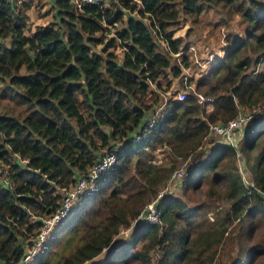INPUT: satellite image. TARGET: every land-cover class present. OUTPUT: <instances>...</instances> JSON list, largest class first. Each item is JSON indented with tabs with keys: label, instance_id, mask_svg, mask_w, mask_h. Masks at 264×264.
I'll use <instances>...</instances> for the list:
<instances>
[{
	"label": "trees",
	"instance_id": "16d2710c",
	"mask_svg": "<svg viewBox=\"0 0 264 264\" xmlns=\"http://www.w3.org/2000/svg\"><path fill=\"white\" fill-rule=\"evenodd\" d=\"M28 1L0 0V101L9 103L0 108V264L23 255L42 217L59 205V189L86 174L102 149L114 147L115 160L27 264H47L58 244L67 253L54 264H149L155 244L161 246L157 264L213 262L232 242L237 243L232 264H252L263 255L264 112L238 144L252 186L244 185L235 150L225 143L213 145L180 178L182 186L210 178L224 188L227 207L210 220L205 216L193 237L179 219L191 218L197 207L166 192L156 203L159 223H139L127 239L112 240L177 165L175 160L155 162V148L165 147L167 155L183 160L204 143L209 122H224L239 107L264 99V64L254 69L264 61V1L108 0L75 10L70 0H53L52 20L32 29ZM212 8L224 10L229 19L238 16L244 35L228 40L226 52L198 77H186L183 70L192 58L174 29L186 21L195 25L199 14ZM109 27L114 35L105 38L103 30ZM117 42L118 56L109 50ZM176 78L189 92L181 99L172 98L169 89ZM149 83L166 95L164 112L134 141L156 104ZM193 91L210 100L200 104ZM244 226L250 245L241 261L239 231ZM109 244H114L110 255L93 260Z\"/></svg>",
	"mask_w": 264,
	"mask_h": 264
},
{
	"label": "rangeland",
	"instance_id": "374dc122",
	"mask_svg": "<svg viewBox=\"0 0 264 264\" xmlns=\"http://www.w3.org/2000/svg\"><path fill=\"white\" fill-rule=\"evenodd\" d=\"M16 1L20 2L22 0H16ZM261 1L263 2L264 0H261ZM28 3H29L28 7L25 11H26V14L28 15V26L30 29H32L36 24L44 25L48 23V21L52 20L53 10L51 8V5L53 3V0H29ZM122 8H125V7H122ZM116 27H117V24L115 28ZM113 31H114L113 27H109V29L107 28L106 31L103 30L105 38L113 36L114 35ZM98 34H100V32H97L95 35H98ZM173 35L183 36L185 42L194 49L193 51L189 47L187 50V47H186L184 52L187 54V56H190L192 59L188 61L189 63L188 67L183 70V74H185L186 77L189 76L194 79L198 77L199 74L202 73V69H206L207 67H209V65L214 62L215 58H217L218 56L226 52L227 50L226 47L228 46V43H229L228 40L230 41L236 37L238 38L243 37L244 23L241 22V19L238 16H235L229 19L224 13V10L221 11L220 9L212 8V9L203 11L201 14H199L198 22L195 25H192L187 21L181 23V25L178 28L174 29ZM227 37L228 39H226ZM101 46L102 44L96 45L94 49L98 50ZM119 46L120 45L117 42L116 45H113V47L109 48V50H112L118 56L120 53ZM263 64H264V61L260 62L259 64H257V66H254V69L255 68L260 69ZM198 68H201V69H198ZM171 86L175 90L181 89L180 84H178L177 78L173 80V83ZM149 88H150V93L155 92L157 95V100L155 102L156 103L155 105L162 103L166 96L164 95L163 90L157 89L154 83H149ZM186 90L190 91V89L188 88H186ZM186 93L188 94L189 92H186ZM8 104H9L8 102H6L5 100H2L0 101V108L2 110L4 108H7L9 106ZM256 106L258 107V111H259L258 118L260 119L263 117L262 115L264 112L263 111L264 99L259 101L256 104ZM205 109H208V108L205 107ZM247 109L248 108L243 107V110H247ZM215 141H218V140L213 136L204 137V143L200 147L193 150L190 153V155H188L183 160L178 159L177 157H176L177 159L170 157L169 154L167 155L165 153L166 148L159 146L153 150L155 162L164 161V162L170 163L171 160L172 161L175 160V162H177V165L174 169H179L181 172H183V175H182V180H183L184 176L188 173V171L194 168L198 164V162H200L201 160L200 155L204 153V151L206 150L205 146L207 145V143L215 142ZM251 153L252 152H250V154ZM251 155H253V153ZM226 160L227 159H224L223 162H226ZM234 162L237 168L238 166L241 167L244 170V172L250 177V174L246 168L244 159L241 157V154L239 158H237V155L235 154ZM165 182L162 184L160 189L164 187ZM198 183H197L198 185L191 184V186L185 183L187 185L183 186L184 187L183 188L180 182L178 184V187L176 184L174 188L172 189L174 192L173 195L180 197L188 206L197 207V210L195 211L194 216L188 219L187 218L179 219V222L184 224L188 228L189 237H193L194 232L197 229L203 228V219L205 218V216L206 218H208V220H210V217L213 216V214L218 209L227 207V202H225L223 199L224 192H222V190H224V188L222 184L213 185L212 183H210V178H201ZM177 188H180V189H177ZM167 191H171V190H167ZM85 193L86 192L81 193L79 197L76 198L74 203L71 205V208L73 206L72 213L75 212L76 208L78 207L79 202L82 200V196ZM70 216L71 215H69V212H68V214L61 221L64 220L65 222L66 220L69 219ZM130 221L131 219L129 220V224L126 227L122 226L118 228L117 233H115L113 236V240L121 242L120 240L122 238H119L117 235L128 236V234L131 233V231L128 232L129 227L131 226ZM57 223H60V221ZM58 226L60 227L61 225H57V227H53V230H54L53 233L59 228ZM245 226L247 228V223H245ZM245 226L242 228L241 231H239V240L241 244L243 245L242 247L243 250H241L240 252V255L242 256L241 261L246 260V255L248 253L247 249L250 245V240L248 239V236L246 235V232H245ZM262 229H263V225L262 227H260V229L257 230V233L254 230L253 237L256 238L258 236V232ZM51 237L52 236L48 232L42 245L39 247V249L37 248L38 251H36L37 253L35 254L38 255L42 251V249L45 247V244H47L48 240ZM136 247H139V243L136 245ZM236 249H237V243L232 242L230 247L229 245H225L224 247L222 246V248L220 249L221 251H219L220 253H219L218 258H216V260H214L213 262H206V261L203 262V259H202L198 261L199 262L198 264H232V261L237 254ZM66 253H67V250H62L60 247V244H58L57 246L53 248V251L48 256L47 264H54L56 260L64 256ZM148 253H149V264H157V260L161 254V246L157 244L151 246ZM98 256H101V254H99ZM103 258H104V254H102L101 257H98L96 259H103ZM33 259L34 257L31 260ZM83 264H87V262ZM129 264H137V263L130 262ZM252 264H264V254L257 256V258L254 259Z\"/></svg>",
	"mask_w": 264,
	"mask_h": 264
},
{
	"label": "built area",
	"instance_id": "2783aa9c",
	"mask_svg": "<svg viewBox=\"0 0 264 264\" xmlns=\"http://www.w3.org/2000/svg\"><path fill=\"white\" fill-rule=\"evenodd\" d=\"M101 3L106 4L108 0H70L72 7L75 10H81L83 3ZM130 13L137 15L135 10L130 11ZM145 19V18H144ZM164 46L165 43L160 41ZM194 50L192 47H190ZM179 54L175 53V55ZM193 88V85L191 89ZM174 94L171 95L172 98L181 99L186 96V91L184 89L175 90ZM194 98L200 104H203L205 101L210 100L209 96H204L200 92L193 91ZM167 95L169 92L166 93ZM166 98L162 103L155 105L150 111L148 118L141 125L138 130V133L134 136V141H138L141 136L150 128L155 121L163 115L164 106ZM248 108V107H247ZM259 117V111L257 106H251L247 110L243 108H238L234 116L227 119L224 122L213 121L208 123V131L206 136L215 137L220 143H225L232 146L235 150L236 145L240 140V137L244 131L247 129L257 118ZM116 157V147L111 150L102 149L101 155L96 159L90 167L87 169L86 174L78 177L73 183L61 187L59 192L61 193L60 203L57 208L50 214L44 215L42 217V223L37 232L33 237L30 238V245L26 248L23 255L18 259H9L6 264H27L33 257L36 256L35 253L38 251L39 247L42 245L47 233L51 227L61 220L68 214L71 205L74 203L75 199L79 197L81 193L86 192L93 186L94 180L97 175L106 169ZM238 171L241 175V179L245 186H252L253 183L251 178L244 172V170L238 166ZM183 172L179 169H174L168 176L164 187L159 189L154 197L147 201L142 208L138 211L137 215L130 221V229L133 226L139 223H159V211L157 209L158 199L167 192V190H172L174 186L179 184V180L182 177ZM165 191V192H164ZM259 193L263 199L264 203V191L260 190ZM212 216L210 217V219ZM128 231V232H129ZM119 236V235H117ZM38 248V249H37Z\"/></svg>",
	"mask_w": 264,
	"mask_h": 264
},
{
	"label": "crops",
	"instance_id": "0c3cea01",
	"mask_svg": "<svg viewBox=\"0 0 264 264\" xmlns=\"http://www.w3.org/2000/svg\"><path fill=\"white\" fill-rule=\"evenodd\" d=\"M189 47H191V46H189V44L187 45V50H188V48ZM186 49V48H185ZM185 49H183V52L185 51ZM194 51V50H193ZM193 51H191V52H193ZM180 53V52H179ZM185 53V52H184ZM190 57V56H189ZM216 59V58H215ZM175 80V79H174ZM169 89H170V91H172V92H174L175 91V89H173V87L172 86H170L169 87ZM177 90V89H176ZM247 132V130L246 129H244V131H243V133H242V135L244 134L245 135V133ZM242 135H241V137H240V140H239V142L241 141V138H242ZM239 142L237 143V144H239ZM217 143H220V142H218V141H215V142H208L207 143V145L205 146V151H204V153H202L201 155H200V161H202L203 159H204V157H205V155L208 153V151L210 150V148L213 146V145H215V144H217ZM237 146V148H235V154L237 155V158H239L240 157V153H239V145H236ZM204 156V157H203ZM183 187V186H182ZM184 188V187H183ZM177 189H180V188H177ZM167 193H170V194H174V192H173V190H171V191H167ZM72 209H73V206H72V208L69 210V215L72 213ZM64 223V220L63 221H61L60 223H57V224H54L52 227H51V229L49 230V233H50V235L52 236L53 235V227H57V225H61L62 226V224ZM59 227V226H58ZM129 237V234H128V236H124V238L123 239H121V240H124V239H127V238ZM112 243H114V244H116V243H119V241H114V240H112ZM114 244L111 246V244H109L108 246H106V247H104L102 250H101V252L99 253V254H101V256H102V254H104V257H105V255H110V253H111V250L113 249V246H114ZM98 254V255H99ZM95 256L94 258H93V260L94 259H96V258H98V257H101V256ZM90 261H92V259L90 260ZM89 261V262H90ZM88 263V262H87Z\"/></svg>",
	"mask_w": 264,
	"mask_h": 264
},
{
	"label": "clouds",
	"instance_id": "9594fccd",
	"mask_svg": "<svg viewBox=\"0 0 264 264\" xmlns=\"http://www.w3.org/2000/svg\"><path fill=\"white\" fill-rule=\"evenodd\" d=\"M246 130H247V129H246ZM136 225H137V224H136ZM133 227H134V226H133ZM133 227H132V228H133ZM131 230H132V229H130V231H131ZM130 231H129V232H130ZM118 237H119V238H122V237H124V236H118ZM116 238H117V236H116Z\"/></svg>",
	"mask_w": 264,
	"mask_h": 264
}]
</instances>
